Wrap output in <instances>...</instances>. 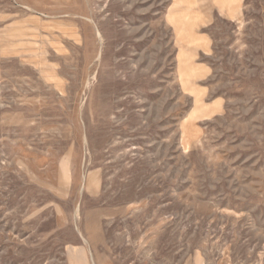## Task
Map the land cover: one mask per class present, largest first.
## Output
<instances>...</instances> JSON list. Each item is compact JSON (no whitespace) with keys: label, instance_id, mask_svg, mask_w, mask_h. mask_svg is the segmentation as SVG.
<instances>
[{"label":"rangeland","instance_id":"rangeland-1","mask_svg":"<svg viewBox=\"0 0 264 264\" xmlns=\"http://www.w3.org/2000/svg\"><path fill=\"white\" fill-rule=\"evenodd\" d=\"M0 264H264V0H0Z\"/></svg>","mask_w":264,"mask_h":264}]
</instances>
